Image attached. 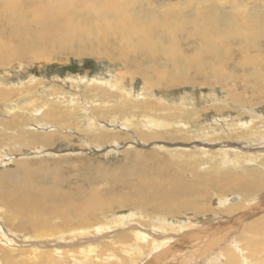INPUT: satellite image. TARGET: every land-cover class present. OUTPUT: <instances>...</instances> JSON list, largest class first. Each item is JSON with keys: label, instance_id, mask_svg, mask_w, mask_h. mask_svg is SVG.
I'll return each instance as SVG.
<instances>
[{"label": "bare ground", "instance_id": "6f19581e", "mask_svg": "<svg viewBox=\"0 0 264 264\" xmlns=\"http://www.w3.org/2000/svg\"><path fill=\"white\" fill-rule=\"evenodd\" d=\"M170 1L56 0L52 3L46 0L41 6L35 0H0V68L14 61L67 53L108 59L117 62L124 70L116 77L118 82L106 83L109 89L93 86L87 90L90 93L87 104L95 100L99 102L92 103L89 108L77 101H60L62 104L56 105L53 100H45L36 105L29 98L24 106H20L21 99L26 100L25 95L29 92L0 85V108H4L3 114L11 118V122L0 119L1 131L17 134L14 124H25L24 121L29 127L44 128L40 134L23 131L19 140L7 141L0 134L8 162L13 159L11 156H22L26 149L23 144L28 142L33 147L30 148L38 149L40 154L43 150L68 145L67 134L45 131L53 127H68L72 131L74 112L82 110L87 115L84 116L87 124L93 122L89 130H84V142L90 149L108 143L121 145L119 132L103 127V121L115 125L117 120H123L120 128H126L141 142L159 139L163 140L162 145L165 141L186 143L187 136L180 135L189 131L193 133V139L203 136L204 143L218 141L221 147L216 151L220 157L217 160L209 151L201 153L200 149L192 148V151L180 148L170 151L161 146L170 155L195 154L203 157L207 161L205 164L214 167L216 164L237 166L240 162H257L258 159L260 165H264V151L252 154L247 152L251 147L244 149L247 142L239 144L230 140L234 134L253 132L259 125L264 129V113L255 112L256 107L264 105V4L255 3L246 11V8H239L244 4L227 0L225 5L232 8L226 12L225 5H217L216 0H210L205 6L200 4L204 0H173L175 3L172 4ZM137 75L144 81L146 94L133 98V90L128 89L125 81L128 76L130 79ZM186 87L225 88L227 97L224 101L229 100L232 110L243 103V107H252L254 111L234 116L228 108L212 104L214 101L207 108H199L198 103L195 106L181 98L174 99L176 105L163 99L157 104L158 100L155 103L147 98V93H153L155 89ZM242 87L251 90L252 97L242 100L231 91ZM230 94L234 96L230 97ZM16 98H19L18 103L14 104ZM231 99L237 101L231 103ZM12 104L15 107H10ZM190 112L199 116L204 114L203 119L210 124L195 133L192 130L195 127L188 125L195 120ZM245 115L248 116L246 122L243 121ZM226 118L228 121H224ZM249 120L252 127L248 129L246 123ZM5 126H9V130ZM207 134L210 136L205 138ZM23 135L29 138L25 139ZM254 135L264 136V130L263 134ZM223 147L231 148L232 153ZM153 152L147 154L133 147L124 149V158L116 161L112 170V165L96 163L90 157L73 159V162H79L76 165L80 176L83 171L86 178L68 189L55 185V181L61 182V179L60 170L52 167L53 164L25 161L22 160L25 157H19L15 160L18 169L9 175V178L16 176L17 181L10 186L0 184V221L3 222L0 242L5 241L2 236L9 238L7 243L11 242L10 237L14 234L10 235L11 231L29 232L27 237L31 243L25 253L29 255L25 263L29 264H69L70 259L79 264H91L94 259L108 260L110 257L122 263L121 253L128 264H163L166 260L169 264H176L178 259L172 257H177L175 254L179 251L180 255L183 254L185 248L188 252L181 258L184 264H264V257L254 255V252L258 255L264 250V240L261 243L250 240L251 248L245 255L236 246L238 240L229 239L238 232L232 229L240 223L239 219L249 218L255 208L264 204V184L257 185L252 178L247 181L248 186L246 181L242 182L234 175L227 180L197 176L200 187H196L197 184L182 182L167 172L165 159ZM66 156H61L63 161L72 158ZM3 157L0 153V158ZM12 163L15 164L13 160ZM46 166L49 169H38ZM94 168L93 180H90L89 172ZM42 171L46 173L37 175L45 177L46 181L40 188L33 183L31 173ZM160 183L165 187L159 188ZM48 186L52 189L48 190ZM230 190L241 191V195H235L236 199L225 196ZM210 193L220 194L216 200L220 208L212 206ZM259 196L262 197L259 199L261 205L251 206ZM153 210H165L173 215L155 221L146 216ZM12 216L18 223L9 228V219L11 225L15 222ZM183 216H191V223L183 220ZM211 216H216L213 219L216 225L210 222ZM261 219L264 214L247 222L242 233L255 235L251 229ZM188 224L190 226L186 227ZM218 231L220 235L209 237ZM175 236L180 239L170 241ZM106 237L109 241L103 239ZM203 239L208 240L202 243L206 247L200 252L195 251ZM227 243L229 246H225ZM189 244L193 245L189 247ZM0 251H3L1 247ZM15 252L25 250L14 248L10 251ZM249 252L254 259L248 257ZM7 256L0 254V264L8 260Z\"/></svg>", "mask_w": 264, "mask_h": 264}, {"label": "rangeland", "instance_id": "374dc122", "mask_svg": "<svg viewBox=\"0 0 264 264\" xmlns=\"http://www.w3.org/2000/svg\"><path fill=\"white\" fill-rule=\"evenodd\" d=\"M47 1L53 3V1H56V0H47ZM87 1H89V0H87ZM106 1L108 3L114 2V0L113 1L112 0H106ZM204 1L205 2L201 1V3H200L201 6H205L206 4H208L210 2V0H204ZM232 1L244 4V5L241 4L242 6H240L239 8L242 10H245L244 8H246V11L249 10L250 8H252L253 6H255L254 5L255 3H258V5L264 4V2H263L264 0H232ZM35 2L38 5L43 6L46 3V0H35ZM226 2H227V0H216L217 5H225ZM248 2H250V3L248 4ZM169 3L172 4L175 2L173 0H171ZM73 6H75V4H73ZM228 6H230V7H228ZM228 6L227 5L224 6V9L226 10V12H230V9L232 8L231 5H228ZM123 71L124 70L122 69L121 66H119L117 64V62H113V61H110L108 59H100V58L97 59V58L90 57V56H78V55H74V54L57 53L54 55L52 54V55L44 56V58H41V59H33V57H32L31 60L25 59L22 61H14L10 65L0 68V85L5 84L6 88L14 89V90L22 88V89H25V92L26 91L29 92L28 95H25L24 99H26V100L21 99L22 101L21 100H20L21 102L19 101L20 106H24L26 104L27 98H29V100L34 101V104H36V105L38 103L45 102V100H49V102H50V100H53L54 101L53 103H55L56 105L62 104V103H59L60 101L63 103H68L71 101H77L80 105L82 104V106H84V104H85L86 108H89L92 103H93L92 105H95L96 103H99V102H97L95 100V102H92V103L90 102L89 104H87L86 101L89 102V98H90L89 97L90 93L87 90L93 86L94 87H96V86L102 87L103 86V88L106 87V89H109L108 86H105L106 83L113 84L115 82H118L116 77L118 75H120L121 72H123ZM127 78H128V80H127V82L125 81V83H126V86L129 87L128 88L129 90H130V88H131V90H133L132 91L133 93L131 92V95L133 98L139 97L142 94L143 95L146 94L144 91V84H143L144 81L140 76L137 75V76H134L132 78L130 77V79L128 76ZM79 82H81V83H79ZM99 82H101V83H99ZM86 84H87V86H86ZM112 90H113V88H112ZM231 91H235L236 92L235 95L241 96L242 100H246L247 98H250L253 95L251 90H244L243 87L232 89ZM226 92H227V90L225 88H221V87H210V88L197 87V89L191 88V87H186V88H181V89L180 88L170 89V90L168 89V90H164V91L160 90V89H155L153 93H147L150 97V98L149 97H147V98L149 100H151L152 102H155V103H157V100H158L157 104H160L162 99H163L164 101L166 100L168 102V104L170 102V105H176L177 102H175L174 99L181 98V99L188 100L189 102H191L195 106H197V103H198L199 108H204V107L207 108L208 105L210 104L209 106H211V102L214 101V103L212 102V104L222 105V106H224L225 109L228 108L229 110L233 111V113L235 114L234 116H236L239 113L247 114L246 112L254 111V109L252 107H249V106L243 107V103L241 105H237V108H233V110H232L229 100H227L228 102L224 101L227 97ZM184 96H186V98ZM232 96H234V94H230V97H232ZM156 97L158 99H156ZM18 99L19 98L15 99L16 102L14 101L15 102L14 104L18 103ZM159 99H160V102H159ZM233 100H235V99H231V103ZM221 101L223 103H220ZM235 101H237V100H235ZM225 103H226V105H225ZM236 103H239V101ZM14 104L10 105V107H12V108L15 107ZM68 106H72V105H68ZM3 109L4 108H0V119L5 118L6 119L5 121L11 122V118H8L7 115L3 114ZM242 109H244V110L242 111ZM4 111H5V109H4ZM200 112L201 111H199L198 113H200ZM255 112L257 114H263L264 113V105L256 107ZM62 113H65V111H62ZM189 115L195 119L192 123H188V125L190 124L191 127H195L194 129H192V130H194L195 133H196L197 129H199V131H202L205 126H208V124H210V122H208V123L205 122V120L207 121V119H203L202 115H204V114L199 116V114L190 112ZM84 116L87 117V115H85L82 110L74 112V118H75L74 122L75 123H74V127H73L72 131H70L68 127H62L61 129L53 127V128H49L48 130L45 131V132H57L59 134H60V132H62L63 134H67L69 136V138L67 140L69 143H66V144H68V145H66L63 148H60L59 146H57V147H54V149H51L49 151L43 150L42 153L40 154V151L38 149H31L33 147H31V143L28 142L27 144H23V147L26 149H25V152L23 153L22 156H11L13 158L12 160L15 164L12 163V160L10 162H8V160H7L8 157H6L8 155V153H7L6 149H4L5 144L3 145L0 142V153H3V155H4L3 158H0L2 160V162H0V175L2 176V177H0V184L5 185V186H10L12 183L17 181L16 176H12L11 178H9V175L13 171L18 169L15 160H18L20 158L22 159V157H25L22 160L34 161V162L48 161L50 164H53L52 167L58 168L60 170L59 175H60V179H61V182H60V180L55 181V185L61 189H68V188H71V187L75 186L76 184H78L80 182V179L85 180V178H86V173L83 171H81V176H80V173L78 172L79 168L76 165V163L79 165V162L76 161V163H75V162H73V159L74 160L79 159V158H87L88 159V157H90V159L96 163H101V164L107 165V166L112 165L110 168L112 170V169H114L115 162L124 158L122 155V151L124 149H130L132 147L135 149H142V151L145 153L147 152V154H151L153 151H154L153 153H158V155H160L161 157H163L165 159L164 165H165V170L167 172H171L176 177H179L182 180V182L189 183V184L191 183L192 185L197 184L196 187H200V186H198V183H197V176L199 178L207 176V177H212L215 179L227 180V178L232 179V176L234 175V176L239 177V179H241L242 182L246 181V183H248L247 181H251L250 179L253 178V179H255L254 182L257 183V185L258 184H264L262 182V181H264V165H262V164L260 165V163L258 161L259 159L257 160V162L253 161V160L252 161L248 160L246 162H240L237 166H234V165L218 166L216 164V166L214 167L213 164H210V165L205 164V163H207V161L203 157H199L195 154L191 155V154L186 153L185 155L179 156L177 154L170 155L168 152L165 151V149L172 151L171 149L174 150L175 148L176 149H179V148L180 149H187L189 151L191 150V148L195 149V150L200 149L201 153L203 151H209L211 153V156H214L215 159L220 160L219 154L216 152V151H219V148H221L218 146V141H215V143H209L210 145L206 144V143H204L203 136H201L199 139H193L192 138L193 133H190L189 131H188V133H190V135L188 133L187 134L183 133L182 135H180L183 137L187 136V137H185L186 140L188 138V141L186 143H183V141H181V140L173 142V143H168L165 141V143H164L165 146H164V145H162L163 143H160L163 140L159 141V139L158 140H149L146 143L144 141L141 142L138 136L135 137V135L133 133H131L129 130H126V128H124V129L120 128V123L123 120L122 121L117 120V124H115V125H113L107 121L106 122L103 121V124L105 126H103V125H100V126H103L105 128H108V129L114 128V130H117L119 132V137H121V139H119V143L121 145L117 146V145H115L116 143H113V144L108 143V144H106L100 148L90 149L87 146V144H85L86 142H84V138H86L85 137L86 134H85L84 130H86V128H88V130H89V128L92 127L91 124H93V122H90L87 124V120ZM29 117H30V115H29ZM245 117H246V119H245ZM247 117H248L247 115H245L243 117L244 122H246L248 120ZM252 119H254V118H252ZM77 120H78V122H77ZM88 120L91 121V119H88ZM224 121H228L227 118L224 119ZM24 123L25 124H19L16 122L14 124V128H16L17 129L16 131L18 132L17 134H15V133L12 134L9 131H1V128H0V132H1L0 134L2 135V138H5V140H7V141L14 140V139L19 140L18 136L21 137V135H22L21 132H23V131L35 132L37 134L44 132V128L40 127L41 128L40 129L37 125H31L32 127H29V126H27V121H24ZM246 124H247L246 126H248V129L252 127V121L251 120H249ZM190 126H188V128H190ZM261 126L262 125L257 126L256 130H254L253 132L249 131L250 133L246 132V131L241 132L242 134L236 133V134H234L233 138H231L230 140H231V142L236 141L239 144L247 142L248 145H245L246 147H244V149H247V147H251V149L248 150L247 152L252 153V154L257 153L259 151L261 152V150L264 151V136L254 135L257 133L263 134L264 129ZM4 128L6 130H9V126H5ZM36 128L38 129L37 131L35 130ZM182 128H184V127H182ZM66 131H67V133H66ZM200 134H202V132H200ZM207 135L208 136H205V138L210 136L209 134H207ZM23 137L25 139L29 138L26 135H23ZM123 138H124V140L125 139L126 140L124 141ZM134 138L136 140H134ZM201 139L203 141H200ZM210 139H213V137L211 136ZM128 140H129V142H128ZM221 142H222V140L219 141V143H221ZM17 145H18V143H17ZM161 146L164 147L165 149H163ZM222 146H224V144ZM156 147H160V148H156ZM241 147H243V146H241ZM223 148L229 149L230 154L232 153L230 151H233L229 147H223ZM158 149H160V150H158ZM69 150H71V151H69ZM18 153H20V152H18ZM62 155L63 156L67 155L68 157L70 155V157H72V158L67 159L69 161H63L64 158L61 157ZM61 161H63V162H61ZM38 169H49V167L48 166L38 167ZM94 171H95V168L89 172L90 180H93V174L92 173ZM45 173L46 172H44V171H42L41 173H36V172L31 173V175H33V183L35 185H38L40 188L45 185L46 178L40 177V175H37V174L43 175ZM113 173H114V170H113L112 174ZM20 174L21 173H19L18 176ZM59 183H62V184H59ZM248 186H250L249 183H248ZM158 187L164 188L165 185L163 183H160V185ZM204 188H206V186H204ZM50 189H52V188L50 186H48V190H50ZM240 193H241V191H238V190H230L228 192H225L226 195L225 194L224 195L234 197L235 195H237V196L241 195ZM217 196L219 197L220 194L217 195V193H212L210 195L209 200H210L213 207L220 208L216 202ZM137 198H141V196H137ZM234 198L236 199V197H234ZM234 198H231V199L233 200ZM224 199H226V198H224ZM259 199H262V197L259 196L258 199L256 201H254L253 204H251V206L255 205L256 207H258L257 205H261V203L259 202ZM258 208L259 209L255 208L254 211H252L251 215H249V218L248 217H242L239 219V220H241L240 223L236 224L232 229L233 232L236 230H238V232H235L229 238V239H237L238 240L239 244H237L236 246L240 250V253H243L245 255L248 252V250L251 248L250 247V240L255 241V242H260V243H261V241L264 240V219H261L258 223L253 225L254 227L251 230L253 231L252 233H255V235L242 233L244 230L243 228L248 226V225H246L247 222L253 221L256 218L263 216L264 204ZM131 211H133V210H131ZM240 211H242V210H240ZM150 212L151 213L147 214L146 216H149L150 219H153L155 221H159L158 219H160V218L162 220L168 219L170 216L173 215V213L167 212L165 210H162L161 212L153 210ZM113 215H116V214L114 213ZM12 217H13L15 222H14V225H11L10 219H9V222H8L9 228H12L13 226H15L16 223H18V221H16L14 216H12ZM211 217L212 218L210 219V222H212L213 219L216 218V216H211ZM182 219L191 223L189 221V219H192V218H191V216H183ZM50 221L53 223V220H50ZM2 223L3 222L0 221V227H1V225H3ZM213 223L215 224L216 222L213 221ZM189 226H190V224H188L186 227H189ZM151 229H152V227H151ZM1 230H2V227H1ZM157 232H159V231L157 230ZM220 233H221L220 231L215 232L214 235L209 236V237H214L215 235H220ZM10 235H12L10 237L11 242L7 243L6 241H7V239L9 240V238L7 237V239H6V237H4V236H2L1 239L5 240V241L0 242V247L3 250V251H0V254H2V255L7 254L8 255L7 256L8 260L3 262V264H29V263H25L27 257L29 256L28 254H25V253H28V249H29L28 245L31 243L30 239H28V237H27L28 235H30L29 232H24V231L20 232L19 230H16V231H11ZM103 239L106 241H109L108 237L103 238ZM177 239H180V238L178 236H175L174 238H171L170 241L174 240V242H176ZM14 240L16 242L17 241L18 242L15 243ZM59 241L61 243H64L63 240H59ZM205 241L207 242L208 240L203 239V241L200 242L201 244L199 245V247H197L194 250L195 251L198 250V252L202 251L204 249V247H206V245L203 246V244H202ZM260 243H258L257 245L261 247ZM18 245H22V246H18ZM192 245L193 244H189L188 246L190 247ZM227 245L229 246L228 243L225 246H227ZM14 248H16L18 250H25V252H23V253H19V252L10 253V251H13ZM258 249H261V248H258ZM6 251H8V252H6ZM182 252H183V254L180 255L179 253H181V251H179L175 254V256H177V257H172V258L178 259V260L176 259L178 261V263H176V264H180V263L184 264V261L181 258L185 252H188V249L185 248L184 250H182ZM250 253L251 252L248 253V257L254 259L251 255H249ZM120 255L123 258L121 260L122 263H120L115 258L110 257L108 260L94 259V261H92L91 264H128L125 260L124 254L121 253ZM254 255H256L257 258L260 256L264 257V250H262L258 255L254 252ZM205 258H206V256H205ZM168 262H169V260H166L163 262V264H167ZM61 264H67V263H61ZM69 264H79V263L70 259ZM141 264H146V263L143 262Z\"/></svg>", "mask_w": 264, "mask_h": 264}]
</instances>
